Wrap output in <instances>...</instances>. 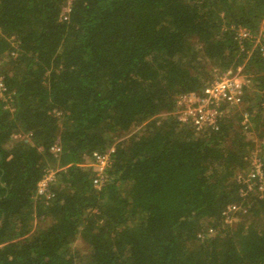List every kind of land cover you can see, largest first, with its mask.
I'll return each mask as SVG.
<instances>
[{
	"label": "trees",
	"instance_id": "1",
	"mask_svg": "<svg viewBox=\"0 0 264 264\" xmlns=\"http://www.w3.org/2000/svg\"><path fill=\"white\" fill-rule=\"evenodd\" d=\"M238 27L264 42V0H0V264H264L242 181L254 151L264 180V60ZM238 66V105L177 118Z\"/></svg>",
	"mask_w": 264,
	"mask_h": 264
},
{
	"label": "built area",
	"instance_id": "2",
	"mask_svg": "<svg viewBox=\"0 0 264 264\" xmlns=\"http://www.w3.org/2000/svg\"><path fill=\"white\" fill-rule=\"evenodd\" d=\"M261 28L263 29V26H261ZM235 34L240 41L249 39L254 45H258L260 56L264 60V42L259 32L257 34H252L248 29L238 27L236 28ZM245 83L246 79L241 73V66L236 67L234 70L229 69L222 72L210 83L205 85L199 95L188 93L180 96L178 103L181 104V108L177 110V118L182 122L190 120L198 127L213 125L218 115L221 113L220 105L222 103L228 105H238L240 103L243 94L242 87ZM4 89L2 75L0 74L1 96L3 95ZM58 149L57 146L52 147V151H58ZM112 151L113 147L104 153H96L88 163L94 170L92 183L95 187H99L104 172L110 165ZM53 172L54 170L49 169L38 181V193L45 192L47 183L53 178ZM242 181L246 182L248 190L255 185L258 190L264 188L261 163L256 153H253L249 172ZM234 209H236V205H230L227 207L226 211L229 212Z\"/></svg>",
	"mask_w": 264,
	"mask_h": 264
},
{
	"label": "rangeland",
	"instance_id": "3",
	"mask_svg": "<svg viewBox=\"0 0 264 264\" xmlns=\"http://www.w3.org/2000/svg\"><path fill=\"white\" fill-rule=\"evenodd\" d=\"M178 103V102H177ZM256 152H258V151H254L253 153H256ZM253 156V155H252ZM78 242L76 241L74 244H77ZM78 246L80 245V243L79 244H77Z\"/></svg>",
	"mask_w": 264,
	"mask_h": 264
}]
</instances>
